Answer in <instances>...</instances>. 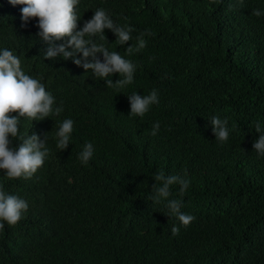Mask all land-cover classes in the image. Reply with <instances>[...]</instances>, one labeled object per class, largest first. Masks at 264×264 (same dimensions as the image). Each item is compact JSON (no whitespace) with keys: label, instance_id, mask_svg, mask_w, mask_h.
I'll return each mask as SVG.
<instances>
[{"label":"trees","instance_id":"trees-1","mask_svg":"<svg viewBox=\"0 0 264 264\" xmlns=\"http://www.w3.org/2000/svg\"><path fill=\"white\" fill-rule=\"evenodd\" d=\"M23 7L0 0V50H11L63 111L19 119L20 135L45 138L48 154L30 178L0 169V188L28 203L15 225L0 221V264H264V156L252 149L257 122L264 133V0H79L77 30L98 8L133 29L123 46L109 29L107 41L93 37L135 65L122 89L72 58L44 57L48 43L36 18L24 25ZM138 37L146 46L128 55ZM153 89L159 103L129 115L127 96ZM214 116L227 119V142L215 140ZM69 118L70 141L59 150L56 132ZM89 142L85 165L78 157ZM161 171L189 181L183 196L176 184L168 197L195 217L187 227L167 200L152 199Z\"/></svg>","mask_w":264,"mask_h":264},{"label":"clouds","instance_id":"clouds-1","mask_svg":"<svg viewBox=\"0 0 264 264\" xmlns=\"http://www.w3.org/2000/svg\"><path fill=\"white\" fill-rule=\"evenodd\" d=\"M12 5H24L21 9V20L26 25L31 18L38 21L39 32L37 35L48 43L44 52L46 58H56L60 55L67 60L72 58L73 63L82 66L85 72L91 70L94 77L104 80L109 88L122 89L134 80L136 67L129 59H125L117 51H109L105 44L97 43L93 39L97 34L102 41H107L104 29H109L115 34L117 45L123 46L132 39L131 26H121L102 8L94 11L89 20H86L77 30L76 6L79 0H9ZM242 4V0H240ZM253 15H262L259 9L253 10ZM23 26V25H22ZM65 43L53 44V41L64 40ZM135 46H128L125 52L128 55L139 53L145 46L146 41L138 37ZM70 49V50H68ZM80 53V58L76 54ZM97 53L102 54L103 60L98 58ZM119 74V79L113 82L110 77ZM119 93V92H118ZM130 102L129 115L143 117L151 105L159 103L158 92L153 89L147 95H139L133 92L127 96ZM54 97L46 91L40 80L25 74L21 68L20 59L11 50H0V169L4 170L9 179L20 177L30 178L44 163L48 154L43 140L33 133L20 135L19 119L27 117L31 121L41 120L50 116H58L63 111L62 106L54 107ZM17 113V115H12ZM215 140L220 143L227 142L229 130L227 119L212 117L210 120ZM73 120L64 119L56 132V147L64 150L68 147L70 135L73 131ZM159 122H154L150 135L155 136L159 131ZM255 131L260 133L253 142L252 149L259 155L264 156V133L261 132V124H255ZM19 141L18 146H11L9 137ZM92 143H86L79 153V160L87 164L93 156ZM155 183L151 188L155 195L152 197L156 202L161 198L167 200V208L174 214L181 225L187 227L195 217L181 212L182 201L180 199H168L170 187L178 184L179 194L183 196L189 181L179 175H165L163 171L154 176ZM28 203L15 195L6 194L0 188V221H6L8 225H15L21 218L22 212L27 211ZM4 224L0 223V229ZM177 226L171 228L173 236L179 234Z\"/></svg>","mask_w":264,"mask_h":264}]
</instances>
